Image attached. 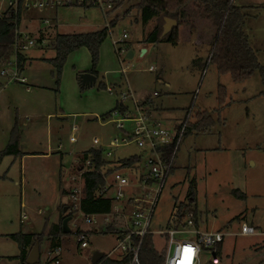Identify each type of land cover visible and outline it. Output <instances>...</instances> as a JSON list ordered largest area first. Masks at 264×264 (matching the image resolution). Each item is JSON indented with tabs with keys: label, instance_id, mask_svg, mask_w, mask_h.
Returning <instances> with one entry per match:
<instances>
[{
	"label": "rangeland",
	"instance_id": "rangeland-1",
	"mask_svg": "<svg viewBox=\"0 0 264 264\" xmlns=\"http://www.w3.org/2000/svg\"><path fill=\"white\" fill-rule=\"evenodd\" d=\"M9 1L0 0V13ZM135 3L114 0L111 9L99 5H47L37 9L29 5L21 7L19 29L25 32L43 27L44 17L51 23L57 20L56 31L61 34L95 31L107 23V34L98 49L97 63L100 56L101 61L96 84L104 74L127 80L134 97L142 98L156 90L160 94L154 101L162 108L158 106L154 117L161 123L172 115L183 119L187 109L181 114L179 108L192 104L190 127L153 210L149 225L153 247H163L164 238L158 233L168 227L176 205L189 203L198 231L224 233L222 241L206 249L203 258L216 255L221 264H251L255 258L264 257V78L258 69L241 82L217 73L209 56L218 29L212 19L209 26L204 24L201 10H197L201 15L179 25L182 29L177 44L143 43L155 20L143 25ZM245 3L253 7L243 10V30L264 67V0ZM142 48L145 52L140 53ZM128 50L132 51L130 57L126 56ZM24 53L30 63H25L18 75L28 84L34 83L29 91L25 84L8 80L13 54L4 66L7 73L0 75V152L13 128L21 152L0 155V232L44 233L39 243V264L53 262L54 258L57 264H92L95 252L116 256V233L104 231L108 220L103 221V214H90L91 222L87 223L85 214L77 208L71 210L68 234L53 243L46 233L62 213L63 205L72 203L68 186L73 183L71 175L78 172L75 165L68 166L73 157H81L82 151L97 146L110 151L107 158L139 154L141 149L133 142L108 147L110 138H119L121 132L98 118L106 109L107 92L98 84L82 89L76 80L72 82L69 68L73 63L91 65L86 47L68 53L57 81L53 66L42 59L54 56L53 47L44 51L34 47ZM149 66L155 70L149 71ZM219 85L225 87L226 102L217 112ZM202 110L214 124L198 131L191 124L195 113ZM124 124L127 129L132 127V122ZM70 136L75 137L74 142L69 141ZM93 137L97 143L92 142ZM47 151L50 153L44 155ZM64 159L67 164L63 166ZM110 217L119 220L112 219L109 226L121 227L118 216ZM242 224L252 226L254 233L241 234ZM77 231L84 234L83 247ZM193 237L192 232L178 235L182 239Z\"/></svg>",
	"mask_w": 264,
	"mask_h": 264
},
{
	"label": "trees",
	"instance_id": "trees-1",
	"mask_svg": "<svg viewBox=\"0 0 264 264\" xmlns=\"http://www.w3.org/2000/svg\"><path fill=\"white\" fill-rule=\"evenodd\" d=\"M192 2L198 10H201L207 18L212 19L217 26V33L212 45L209 61L215 64L218 74H229L233 81L241 82L249 77L254 70L258 69L264 78L263 66L259 64L256 55L251 48L247 35L243 30V18L245 16L243 10L233 5L231 0H136L134 8L137 11L140 22L145 25L150 20H155L152 27L145 37L143 43L166 41L171 44L178 43V27L183 17V8ZM91 6V5H83ZM22 0H18L17 8L14 11L6 10L0 17V66L9 60L13 54L12 43L15 37V29L19 25ZM176 20V25L164 36H161L162 24L164 18ZM107 34V27L99 30L77 33V34H58L54 37L52 47L54 48V56L48 59V62L55 70L56 81L59 79L62 65L66 56L71 51L84 46L90 54L91 67L88 70L96 75V64L98 60V49ZM20 66V63H19ZM104 88V85L98 84ZM226 90L225 87L219 85L217 87V112L225 104ZM214 120L206 112H196L195 121L191 127L198 131H205L206 128L212 126ZM187 125V129H188ZM186 129V131H187ZM11 130L10 138L0 155H17L18 135ZM170 146H166L165 151L168 152ZM82 159L88 161L87 170L83 172V186L81 188V198L79 200V210L84 214H105L111 211V200L99 195V190L104 185V176L111 170L102 172L108 161L104 159L103 151L100 148H89L82 154ZM133 162V158H125L121 160V165H128ZM113 169V168H112ZM66 207V215H71V205H63ZM61 215L57 224L52 225L46 235L53 240V243L63 234L61 230ZM191 216L196 225V217L194 211L190 208L189 203L176 205L173 214L168 222L167 228H175L181 225L187 216ZM105 232H120V228L107 226ZM70 232V231H69ZM44 233H15L10 237L15 240L19 247L20 264L25 263V257L34 242L40 243ZM77 234H81L77 231ZM165 251L163 248L156 250L153 247L152 235L146 234L141 242L138 253L140 264H162ZM128 256L122 255L119 259H112L105 255L96 264H128Z\"/></svg>",
	"mask_w": 264,
	"mask_h": 264
},
{
	"label": "built area",
	"instance_id": "built-area-1",
	"mask_svg": "<svg viewBox=\"0 0 264 264\" xmlns=\"http://www.w3.org/2000/svg\"><path fill=\"white\" fill-rule=\"evenodd\" d=\"M18 0L8 2L6 10L17 8ZM114 0H22V7L32 5L40 9L47 5H99L106 9H111ZM5 10V11H6ZM4 13V12H3ZM3 13H0V17ZM46 21V20H45ZM125 36V34H123ZM35 40L15 29V37L12 43L14 60L11 62L12 71L8 80L17 81L25 84V78L19 77L20 70L19 60L26 50L32 47ZM4 62L0 66V75L7 73L4 68ZM127 66L122 68V71ZM148 70H155V67L149 66ZM29 90L28 87H25ZM157 95L154 91L151 95L142 99L134 98L131 91L121 89L118 92L116 105L104 117L113 127L121 132V136L112 137L108 142V147H116L120 144L129 142L135 143L142 151L146 153L143 158L140 170L141 173L132 178L124 173L120 168H113L107 177L104 176V185L99 190V195L108 197L111 200L112 215L120 218L122 231L116 233V249L122 254L127 255L128 264H140L138 253L143 237L146 234H152L149 225L152 219L153 210L157 199L170 173L177 150L183 135L187 129L189 117L192 111V104L187 108L184 118L179 122L173 133H168L164 125L158 118L154 117L151 108L152 98ZM132 102V106L126 105L127 101ZM125 122H132V127L127 129ZM70 142L75 141V137H69ZM93 143L98 139L93 138ZM166 146L171 149L166 152ZM101 147V146H100ZM97 146L96 148H100ZM110 152H107L109 155ZM84 169L87 170L88 161L84 162ZM74 179V177H72ZM74 192L80 193V188L74 189ZM72 209L78 208V198L72 195ZM118 202L122 205H118ZM108 214V213H107ZM90 214H85V222H91ZM105 221L108 219L105 217ZM185 232H192V239L178 238V235ZM241 234H253L252 226L242 224L240 227ZM158 234L163 236V249L165 251L162 264H221L219 257L212 255L210 258H203L202 255L209 247L214 246L222 241L224 233L219 231H198L195 228L192 217L187 216L183 223L175 228H166ZM79 245H86L84 234L78 235ZM57 249H55L56 251ZM251 264H264V257H257ZM58 260L48 261L45 264H57ZM246 264V263H243Z\"/></svg>",
	"mask_w": 264,
	"mask_h": 264
},
{
	"label": "crops",
	"instance_id": "crops-1",
	"mask_svg": "<svg viewBox=\"0 0 264 264\" xmlns=\"http://www.w3.org/2000/svg\"><path fill=\"white\" fill-rule=\"evenodd\" d=\"M237 1H238V3L235 4V6H237V7L245 8V9L246 8H249V7L250 8L253 7V6H250V5H246L245 0H237ZM232 3H233V1H232ZM197 10L198 9L195 7V5L192 2L188 3L183 8V17L180 20V25H181V23L187 22V19H189L191 17L193 18L194 15H197V16L198 15H201V13L200 12L198 13ZM189 11H191V12H189ZM205 18H206V20H204L205 21L204 24L205 23L206 24L208 23V26H209V23H211V19L210 18H207L206 16H205ZM43 23H44V26L43 27L36 26V28L34 30L32 29V30H28V31H25L24 32L25 34H27L28 36H30L31 38H33L35 40L34 45L32 47H30L29 49L35 47V48H38L39 50L44 51V50L52 47V44H49V43L50 42H53V39H54V37L56 35H58V34L61 35V33H58L56 31V29H57V20H55V22L51 23L47 18L44 17ZM106 26H107V23L105 24V27ZM190 27H193V29H192L193 31H195V32L197 31V27L196 26H194V25L191 26L190 25ZM18 29H19V25H18ZM181 29H182V27H179L178 28V38H179V35H180V32H181ZM88 32H92V31H88ZM81 33H86V32H81ZM64 34H77V33H64ZM193 42L194 43H199L200 40H198V42L196 40H194ZM28 58H29V56H26L25 53L22 55V58L19 60L20 68H22L23 66H25V63L28 62ZM50 58H52V57H49V58L48 57H43L42 59L43 60H48ZM100 61H101V56L99 58V61L97 63V66L95 67V70H96V75L94 74L95 75V84L97 82V77L99 75V72L97 71V68H98V66L100 64ZM28 63H30V62H28ZM75 64L76 63H73V65L69 68V71L72 74L71 75L72 82L75 83V80H76L77 83H78L77 72L88 71L90 69L91 65L88 63V65H86L85 67H80L79 65H75ZM63 71H65L64 68H63ZM149 71H152V70H149ZM28 80L31 81V79L29 78V76H28ZM31 82H29L30 84H28V82H25V85H26L25 87H28V89H29V86H34L33 85L34 83H31ZM97 84L104 85V90L107 92V96L106 97L108 98V99L106 98V100H105V102L107 103L106 105L108 107L106 106V109H104V111L98 117L102 121L104 120V117L107 115L108 111H110L116 105V103H117V96H118L119 90H121V89H128L129 91L132 92V94L134 96V92L135 91H133L129 87V85L127 83V80H125V79L124 80H122V79L119 80V78H117V79L108 78L104 74H101V80ZM166 85L169 86L168 83ZM79 87L82 88V89H85V87H81V86H79ZM86 88H88V87H86ZM31 90H32V88H30V91ZM154 91H156V90H154ZM151 94L150 93L149 94H146L142 98H144L146 96H149ZM159 94L160 93L157 92V95L153 96V98H152L151 108L153 109V114H154V112L156 110L158 111V108L159 107L162 108L161 103L158 104V103H156L154 101V97L158 96ZM134 98L139 99V100L142 99L141 97H139V98L138 97H134ZM126 105L128 107H131L132 106V102L129 100V101H127ZM109 106H111V107H109ZM179 109H181V110H178V111H182L181 112V114H182L187 109V107H180ZM202 111H204V110H202ZM198 112H201V111H198ZM178 116L179 115H172L170 117H166L167 120H165L164 122H162V124L164 125V127L166 126L169 129V131H168L166 129V127H165V129H166V131L168 133H170V134L173 133L175 131L177 125L179 124V122L182 120V118L181 117H178ZM194 121H195V118H194ZM102 124H103V126L107 125L106 122H103ZM165 124H167L169 126H167ZM104 129H107V128H104ZM93 138H96V137H93ZM93 138H92V140H93ZM91 148H96V147H91ZM87 149H89V148H87ZM87 149H85L84 151H86ZM100 149H102V151H103L104 159L108 161L107 165L102 169V172H106L108 170H112V168H115L116 167V168H120L124 173L128 174L132 178L137 177L141 173L140 166H141V163H142L143 158L146 156V153L144 151L142 152V150H140L139 154L132 153V154H130L128 156H123V157H118L117 156V157H114V158H107V152H110V151L105 150L102 147H100ZM84 151H82V154H83ZM19 153H21V152L19 151ZM49 153H50V151H47V152H45L43 154L44 155H47ZM9 155H13V154H9ZM129 157H132L133 158V162H131L128 165H123L122 166L121 165V160L122 159H125V158H129ZM62 158H63V154L61 155V159ZM64 162H65V164H67V161L64 159L63 161H61V164H63V166H64ZM83 162H84V160L82 159V155H81V157H78V156L73 157L71 159L70 163H68V166L75 165L76 166V169L78 171L77 174L71 175L70 178H71V180H73V183H71V185L68 186V187H70L69 188V194H70V196L74 195V196H77V198H78V202H77L78 203V209H79V200H80L82 194H81V192L79 194L76 193V192H74V189L80 188V190H81V188L83 186V178H82L83 171L82 172L79 171L81 168L84 169V163ZM72 177H74V179H72ZM65 187H63V191H66V188ZM106 198H109V196L108 197L106 196ZM72 203H69L68 204V205H71V209H72ZM64 207L65 206H63V208ZM63 208H62V213H60L59 216H58V218L52 222V225H55V224H57L59 222L61 215H66V207H65V210ZM72 210H76V209H72ZM103 215H105L103 218H105V217L108 218V222H104L106 224L105 228L107 226H109L108 224L111 223L110 221L112 219H116V220L118 219L116 217H114V218L112 217V219H111V217H110L111 216V213L110 212L108 214L105 213ZM21 216L24 217L25 215L22 214ZM66 216H68V215H66ZM103 221H105V220H103ZM67 225H68V222H67ZM68 227H69V225H68ZM116 228H118V227H116ZM69 229H70V227H69ZM15 233H18V231H15V232H0V264H20V260L17 257L19 255V247H18V244H17V242L15 240H13L10 237L11 234H15ZM25 234H29V232H27ZM55 249H58V247L54 248V250ZM120 257H122V254L119 252L116 256H111L109 258L119 259Z\"/></svg>",
	"mask_w": 264,
	"mask_h": 264
},
{
	"label": "water",
	"instance_id": "water-1",
	"mask_svg": "<svg viewBox=\"0 0 264 264\" xmlns=\"http://www.w3.org/2000/svg\"><path fill=\"white\" fill-rule=\"evenodd\" d=\"M164 22L162 24V31L161 36H164L166 33H168L172 27L176 25V20L171 18H164ZM145 51L144 48L141 49V53ZM132 55V51L128 50L126 52V56L130 57ZM77 79L79 86L81 87H90L95 84V75L88 71H82L77 74ZM65 210V207L63 208ZM70 219V216H65L61 220V230L63 233H68L70 231L67 222ZM103 257L102 252H95L91 258V263L96 264L101 258ZM25 263L26 264H39V243L34 242V244L31 246L29 251L26 254L25 257Z\"/></svg>",
	"mask_w": 264,
	"mask_h": 264
}]
</instances>
